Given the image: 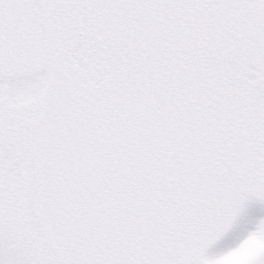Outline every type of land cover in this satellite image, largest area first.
Wrapping results in <instances>:
<instances>
[{
	"label": "snow or ice",
	"instance_id": "obj_1",
	"mask_svg": "<svg viewBox=\"0 0 264 264\" xmlns=\"http://www.w3.org/2000/svg\"><path fill=\"white\" fill-rule=\"evenodd\" d=\"M0 264H264V0H0Z\"/></svg>",
	"mask_w": 264,
	"mask_h": 264
}]
</instances>
